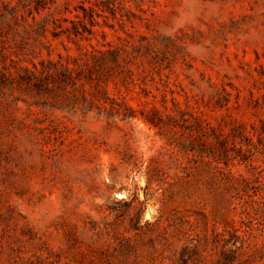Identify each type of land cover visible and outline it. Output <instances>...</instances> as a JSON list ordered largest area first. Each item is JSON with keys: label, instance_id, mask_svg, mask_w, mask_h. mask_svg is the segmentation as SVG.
Wrapping results in <instances>:
<instances>
[{"label": "rangeland", "instance_id": "rangeland-1", "mask_svg": "<svg viewBox=\"0 0 264 264\" xmlns=\"http://www.w3.org/2000/svg\"><path fill=\"white\" fill-rule=\"evenodd\" d=\"M0 264H264V0H0Z\"/></svg>", "mask_w": 264, "mask_h": 264}]
</instances>
